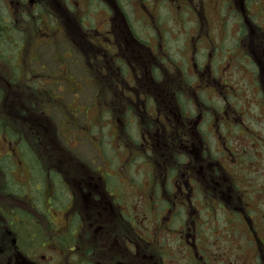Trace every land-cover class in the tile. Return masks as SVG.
<instances>
[{
    "label": "flooded vegetation",
    "instance_id": "1",
    "mask_svg": "<svg viewBox=\"0 0 264 264\" xmlns=\"http://www.w3.org/2000/svg\"><path fill=\"white\" fill-rule=\"evenodd\" d=\"M145 1L0 0V61L12 68L9 55L12 48L17 47L16 60L21 57L22 61L20 77L28 90L20 106L21 122L27 120L26 100L30 101L28 95L33 92L35 111L48 114V109L54 105L64 107L71 114H64L63 121L73 124V117L78 120V106H82L83 111L85 104L74 98L70 104L65 103L62 93H54L53 89L62 85L75 93L82 90L83 82L92 84L97 88L93 104L107 112L108 118L115 119L117 142L114 147L119 145L116 147L119 149L122 144L129 149H119V159L129 161L142 157L145 161L135 171L126 168V173L102 168L95 157L90 162L77 158L76 168L71 166L70 159H55L42 146L33 154L29 150L32 139L46 144L49 140L53 142L51 137L1 134L5 146L0 153V264H171V250L175 247L169 240L176 237L191 264H215L210 259L214 252L209 241L212 233L205 221L214 219L217 202L198 201L196 197L204 191L203 181L207 186L211 180L217 184L224 182L217 178L215 168H220L212 165L209 153L200 154L204 160L198 162L194 171L181 164L185 165L190 158L187 151L195 141L202 145L211 138L220 139L218 129L208 126L209 134L205 135L203 125L193 120L191 113L187 114L189 111L183 107L186 102L179 100L188 99L201 117L203 109H200L198 93L192 89L191 94L182 95L183 91L174 89L169 81L173 76L187 78L190 64L194 72L189 74L195 82L210 73L213 57L199 63L198 54L207 50L212 56L214 51L210 50L215 48L217 38H225L231 17H235L236 22L232 25L240 26L238 33L242 30L235 35L240 42L237 45L242 47L246 58H252L245 49L249 43V21L252 23L251 17L256 11L249 8L250 0H226L229 18L224 23L220 14L221 0H215L219 18L215 20L216 28H211L203 9L205 0L201 9L194 8L192 0L184 7L178 0L180 13L173 17L182 11H191L186 14V20L191 22L189 18L193 14L197 16L193 20L198 22L199 35L190 37L193 39L189 40V49L174 58L166 35L171 32L170 25L157 23L159 6L154 7V4L150 9ZM129 11L146 17L141 33L133 28ZM259 12L264 14L262 8ZM30 14L37 16L34 41L28 38L30 26L35 22V18L32 21L27 16ZM41 21L44 23L40 25ZM251 26L264 34L262 24L252 23ZM215 30H220L222 36L212 40L211 32ZM66 40L70 46L59 55L57 42ZM19 45L22 47L18 50ZM43 46L54 48L49 60L58 66L51 72L42 71L45 69ZM182 55L189 61L183 60ZM33 61L41 70H31ZM75 72H81L84 81L80 83ZM259 73L262 74L261 67ZM112 88H115L114 94ZM39 112L34 113L30 125H41L43 118L36 114ZM219 118H223L224 128L227 120L221 115L209 122L218 124ZM2 123L4 127H17L14 121L7 119ZM134 124L138 126V138L131 131ZM228 126L232 128L230 123ZM23 140L24 148L19 146ZM162 140L163 146H160ZM221 152L223 157L230 155V146L227 144ZM121 154L124 158H120ZM203 168L210 170L206 173ZM195 172L201 173V178H197ZM226 172L230 177L229 168ZM185 175L190 178L184 180ZM220 190L222 188L213 190L216 193L213 198L218 200ZM191 204L195 212L187 211ZM218 204L223 207L225 203L218 201ZM190 217L192 225H188ZM116 223H119V232L113 233L109 226ZM252 225L254 230L259 227L255 222ZM91 226L94 231L104 232L93 234ZM104 239L110 241L109 247L97 251L95 243L100 244Z\"/></svg>",
    "mask_w": 264,
    "mask_h": 264
},
{
    "label": "rangeland",
    "instance_id": "2",
    "mask_svg": "<svg viewBox=\"0 0 264 264\" xmlns=\"http://www.w3.org/2000/svg\"><path fill=\"white\" fill-rule=\"evenodd\" d=\"M192 1L194 8L201 9L202 0ZM145 2L150 9L153 8L154 4V7H157V5L159 6V14L157 15L156 22L170 25L169 29L171 32L166 33L170 44V51L174 58H179L181 52L184 53L189 49L191 44L189 40L193 39L190 37L196 35L197 38L199 35H197V31H199L198 22L193 20V18L195 19L197 16L193 14L189 18L190 20L192 19L191 22L186 20V14L191 11H182L179 16L173 17V14L176 15L180 13L178 0H162L160 3L157 0H146ZM181 3L183 7L185 4H189L188 0H181ZM251 7L259 14L260 8L264 10V0H250L249 8ZM203 9L212 23H210L211 28L214 26V28H216L217 21L215 20L217 17L219 18V16L216 10L215 0H205ZM256 12L253 14V17H251L252 23H254V25L262 24L264 26V14H259L260 16L257 17ZM220 14L222 22H227L229 18V8L226 0H221L220 2ZM27 16H29V19H32V21L33 18H35V22H32L33 25L30 26L28 35L29 40L34 41L36 36L35 24L37 16L32 14ZM128 16L132 22L133 28L141 33L143 30L142 25L144 24V18L146 17L143 18L140 12H138V16H135L133 11H129ZM42 18H45V16ZM234 21L235 17H231L229 22H227L230 26L224 32L225 38L216 39V36H222L220 33L221 29L215 30L213 33L211 32L212 40L216 39L215 48L211 47L212 50H210V52L214 51L212 56L208 55L209 52H207V50H203V52L201 50L198 54L197 61H199V63L206 61V59L210 61L213 57L214 60L210 65V73L205 74L203 80L197 79L195 82L194 77L189 74L190 72H194L193 67H191V64L188 67L189 73H187L188 77L186 78V81H188L187 86L181 87V89L186 92H182L181 94H191L192 89H195L198 93V100H200V109H203V115L201 117L197 116L196 107L193 106L188 99L179 98V100L181 99L186 102L183 107L186 111H189L187 114L189 115V113H191L193 120L197 119L198 122H200L199 125H203L202 131L205 135L208 136L209 134L208 126L209 129L216 126V129H218L217 135L220 139L215 140L211 138L207 144L202 145L195 141V145L190 146L187 151L190 158L186 161L185 165L181 164V166L194 171L196 169L195 166L199 165L198 162L204 160H202L200 154L209 153L208 159L212 161V165L220 168L217 169L212 166L219 174L217 177L218 180L226 182L217 184L211 180L208 182L210 185L207 186L206 181H203L204 191L196 197L198 201L217 202L213 213L214 219L205 221L208 222V229L212 233L210 234L212 238L209 241H211V249H213L214 252L210 259L213 260L215 264H264V42H262V40H264V34L262 35L257 29H250L249 40H253L252 46L254 54L253 58H246L243 55L242 47L237 45L238 43L240 44L239 40L235 37V35L241 33L242 30L238 33L237 30L240 29V26L238 25L237 27V25H232L236 23ZM37 23H39L38 20ZM43 23L44 21H41L40 25ZM91 23L92 19L90 20V24ZM203 33L205 34V31ZM57 45V52L59 55L70 46L68 40L58 41ZM21 47L22 46L19 45L18 50ZM53 49L52 46L48 48L45 46L42 47V63L45 65V69L42 71L44 72H51L58 66L56 62H51V60H49L50 57H52ZM12 50L11 56L9 55L13 62L12 68L0 61V117H4L11 122L14 121V125L25 131L33 129L36 136H38V131L42 128H45L46 131L49 132L54 128L57 138L54 139L51 137L53 138V142L49 140L44 144L35 140L39 151V146H42L45 152L53 154L52 156L55 159H70L69 163H71L72 167H75L76 162H79L77 158L82 161L87 160V162H90L91 158L95 157L97 165L110 171L112 168L113 171L111 172L121 171L126 173V168L135 171L137 168H140L139 166L144 164L145 161L142 157L138 159L134 157L129 161H122L119 159L117 152H120V150L129 151V149L122 144H120V150L116 148L119 145H115L114 147V142H117L115 119L108 118L107 112L104 113L100 110L101 108L98 105L93 104L95 101L94 90L97 88L92 84L89 85L83 82L82 90L79 89L75 93H70L67 86L64 88L62 85L59 86V88L57 85V89H53L54 93H62L61 97L65 103L70 104L74 98L76 102L78 101V103L81 102L85 104L83 111V107L78 106V120L76 121L75 117H73V124L67 123L66 120L63 121L64 114L70 115L71 112L66 111L64 107L60 109L58 105H54L48 109V120H41V125L39 126L35 123L30 125L32 117H29L24 123L21 122V120H23V114L20 106L25 102L26 90L23 79L20 77L21 67L19 64L22 63L21 57L16 60L15 51L17 47L12 48ZM4 57H6L5 54ZM24 58L25 56L23 59ZM182 59L189 61V59L184 58L183 55ZM259 65L262 69V84L259 83L260 80L258 77ZM35 68L41 70L40 65L33 61L31 70ZM75 73L80 83L84 81L81 72ZM172 79L174 81L171 80L169 82H171L173 88H180V85H178L180 76L179 78L173 76ZM47 87L54 88L53 85H48ZM112 92L113 94L115 93V88H112ZM227 114L230 115V118ZM220 115L230 123V126L232 125L231 129H229V123L227 121H224L223 128L221 124V119L223 118H219L218 124H216L217 122H209L211 119L214 120V118ZM76 122H78L79 125H77ZM44 124L46 125L44 126ZM131 131L133 136L136 138L139 137V130L136 124L131 126ZM20 134L24 136L22 133ZM2 135H4V133ZM2 141L3 139L1 138L0 153L4 152L5 144ZM159 143L160 146H163V140ZM227 144L230 146V155L227 154L223 157V152L221 151H223V148ZM190 149H193L194 152H191ZM234 152L238 155L236 158L240 162L237 170L235 166H233ZM120 158H124V155L121 154ZM91 165L94 166L93 164ZM156 165L161 167L158 162ZM60 166L61 165L58 164V167ZM68 167L70 166H65L64 168ZM77 167L78 165L76 168ZM203 167L207 166L203 165ZM199 168L200 167L197 169ZM226 168L230 169V177L226 174ZM203 169L206 170V173L210 170L209 168ZM196 174L197 178L198 176L201 178V173ZM133 177L137 178L136 175H133ZM126 178L127 177H124V179ZM182 178L185 180V178L187 179L190 177L185 175ZM210 178L212 179V177H209V179ZM235 181L240 189H236L234 184ZM219 188H222V190L219 191L220 197L217 200L213 198V196L216 194L214 191H217ZM206 189L208 190L206 191ZM241 197L244 198L245 202L248 201V204L242 201ZM218 201L225 203L224 206L222 207L221 204H218ZM240 204L249 208H255L256 211L252 214V219L243 221L240 220L238 216L234 219V207ZM198 206H201V203H198ZM208 209L212 210L210 207ZM223 209L226 210L224 211ZM194 210H196V208L193 207V204L187 209L189 212H193ZM241 216H243V213H241ZM204 217H207V215L204 214ZM241 218L243 219L244 217ZM187 221L188 225H192V217ZM254 222L259 226L256 230L251 228ZM96 224L97 222H95V225ZM116 224L117 225L110 224L109 226V230L113 231V233L119 232L117 229L119 223ZM91 232H93V234H101L104 231H94L91 226ZM169 241L173 247H175L174 250H171L170 263L191 264L188 255L187 257L184 256L186 251H184V247L181 248L179 239L176 237ZM109 245L110 241H105L104 239L100 244H98V242L95 243L94 246L96 247L94 248L98 251L108 248ZM188 252L190 253V251Z\"/></svg>",
    "mask_w": 264,
    "mask_h": 264
},
{
    "label": "trees",
    "instance_id": "3",
    "mask_svg": "<svg viewBox=\"0 0 264 264\" xmlns=\"http://www.w3.org/2000/svg\"><path fill=\"white\" fill-rule=\"evenodd\" d=\"M249 23H250V28H252V29H254L253 28V26H251L252 25V23L249 21ZM249 43L247 44V46H246V51L248 52V53H250V55L252 56V58H253V54H254V49H253V46H252V44H253V40H249L248 41ZM262 42H264V40H262ZM259 67H261L260 65H259ZM262 74L261 73H259V83H261L262 84V79H261V76ZM181 82H182V84H181ZM187 82L188 81H186V78L185 77H183V78H180V80H178V85H180V88H178V90L179 91H183V92H185V90H183V89H181V87H186L187 86ZM176 89V88H175ZM27 90L25 91V93H26V95H27ZM34 93L33 92H31L30 93V95H28V99H30V101H27L26 100V104H27V108L25 109V111H27V113H28V116L26 117V119H28L29 117H33L34 118V113L35 112H32V111H35L34 110V108L32 107V105L34 104V100H35V97L36 96H34L33 95ZM182 103V102H181ZM37 115H40L44 120H48V116H47V114L46 113H43V114H41V112H39V113H36ZM4 120H6V118H4V117H0V134H3L4 132H6V134H9V135H12V136H21V134L20 133H22L24 136H25V134H27V135H29V136H31V137H35L36 136V134L33 132V129H29L28 131L26 130H23L22 128H20V127H16L15 129L14 128H12V127H7V126H2L3 125V121ZM46 124H44V126H45ZM4 135H5V133H4ZM38 135H47V136H50V137H53L54 139H56L57 138V135H56V132H55V130H54V128L49 132V131H46V129L45 128H42V129H40L39 131H38ZM26 144H25V140H23V141H21L20 143H19V146H23V148H24V146H25ZM30 146L32 147L31 149H29V150H31L32 151V154H33V152L35 153V152H39V150H38V147H37V145H36V141L35 140H31L30 141ZM27 147H29L28 145H27ZM27 149V148H26ZM242 155V154H241ZM238 155H236L235 154V152H234V155H233V157H234V159H233V166H235V168H236V170H237V168H238V166H239V164H240V162L238 161V159L236 158ZM242 178V177H241ZM240 178V179H241ZM240 182V181H239ZM235 187H236V189H240V187H239V185H237V183H236V181H235ZM254 193V192H253ZM241 200L242 201H244V198L243 197H241ZM245 202V201H244ZM247 202V203H246ZM245 203L246 204H248V201H246ZM234 219L235 218H237V216L239 217V219L240 220H249L250 219V217L252 216V214H254L255 213V209L254 208H249V207H246L245 205H243V204H240V205H235V207H234ZM254 210V211H253ZM241 213H243V216H241ZM241 217H244L243 219L241 218Z\"/></svg>",
    "mask_w": 264,
    "mask_h": 264
}]
</instances>
